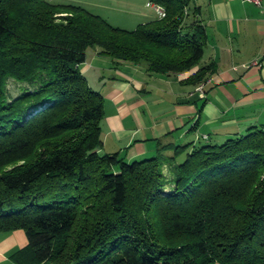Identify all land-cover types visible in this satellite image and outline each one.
<instances>
[{"label":"trees","instance_id":"16d2710c","mask_svg":"<svg viewBox=\"0 0 264 264\" xmlns=\"http://www.w3.org/2000/svg\"><path fill=\"white\" fill-rule=\"evenodd\" d=\"M152 1L164 15L130 30L78 4L0 0V166L12 165L0 170V231H26L17 264H264L263 127L178 146L170 190L161 158L103 151L105 97L81 69L88 47L166 74L205 53L194 0Z\"/></svg>","mask_w":264,"mask_h":264},{"label":"crops","instance_id":"0c3cea01","mask_svg":"<svg viewBox=\"0 0 264 264\" xmlns=\"http://www.w3.org/2000/svg\"><path fill=\"white\" fill-rule=\"evenodd\" d=\"M207 30L200 64L180 73L150 72L147 65L112 60L90 84L105 97L103 151H121L128 160L157 156L171 169L178 146L220 144L264 128V0H194ZM88 57V56H87ZM94 57H104L96 48ZM256 61V63H255ZM213 63L205 96L186 79ZM185 152L180 155L184 157ZM28 243L22 228L0 231V264H17L10 254ZM222 264V263H216Z\"/></svg>","mask_w":264,"mask_h":264},{"label":"rangeland","instance_id":"374dc122","mask_svg":"<svg viewBox=\"0 0 264 264\" xmlns=\"http://www.w3.org/2000/svg\"><path fill=\"white\" fill-rule=\"evenodd\" d=\"M54 3H73L82 5L83 7L89 9L90 11L99 14L106 18L110 23L115 26H119L125 29H135L140 23L147 22L154 19L161 18L164 13L161 9V5L155 4L152 0H50ZM160 7V9L157 7ZM195 6V5H194ZM188 10L191 15L194 14L193 4ZM96 47L90 46L87 50V60L84 62L83 67H86L88 72L89 81L93 84L97 82L101 75L106 72H100L99 67L103 65L109 66L112 64L113 58L110 55L102 54L104 57H99L98 59L94 57ZM145 64V63H143ZM22 83L10 79L8 82V89L12 96L19 95L21 91ZM163 161V160H162ZM163 171L165 176L168 178L167 183L164 188L170 190L174 188L175 171L173 163H171V169L168 167L164 168L163 161ZM8 165L5 167L0 166V170H5L11 167Z\"/></svg>","mask_w":264,"mask_h":264},{"label":"built area","instance_id":"2783aa9c","mask_svg":"<svg viewBox=\"0 0 264 264\" xmlns=\"http://www.w3.org/2000/svg\"><path fill=\"white\" fill-rule=\"evenodd\" d=\"M252 2H255L257 4H261V0H249ZM157 6V5H156ZM158 7V6H157ZM160 9V7H158ZM161 9L163 10V7H161ZM256 63V61H255ZM196 89L200 92L201 96H205V86H204V81L200 82L197 84Z\"/></svg>","mask_w":264,"mask_h":264}]
</instances>
